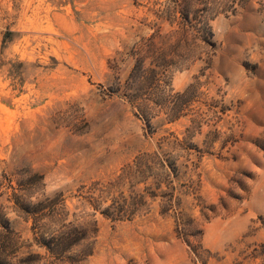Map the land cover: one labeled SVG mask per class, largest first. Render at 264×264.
I'll list each match as a JSON object with an SVG mask.
<instances>
[{
  "label": "rangeland",
  "instance_id": "374dc122",
  "mask_svg": "<svg viewBox=\"0 0 264 264\" xmlns=\"http://www.w3.org/2000/svg\"><path fill=\"white\" fill-rule=\"evenodd\" d=\"M67 223L86 237L36 243ZM2 250L264 264V0H0Z\"/></svg>",
  "mask_w": 264,
  "mask_h": 264
},
{
  "label": "trees",
  "instance_id": "16d2710c",
  "mask_svg": "<svg viewBox=\"0 0 264 264\" xmlns=\"http://www.w3.org/2000/svg\"><path fill=\"white\" fill-rule=\"evenodd\" d=\"M203 24V23H202ZM198 32L201 29H205L207 36L211 35V32L208 28H203V25L196 28ZM200 35H203L200 32ZM199 36V35H198ZM202 40L207 42L205 36H199ZM47 197L41 198L32 204L33 208L31 212H37L46 205ZM101 213L110 218L116 219H125L131 216L130 205L122 200L120 205L114 206L112 203L105 207ZM128 213V214H127ZM130 213V214H129ZM128 215V216H127ZM86 229L79 226V228L72 226L71 224H61L54 233H48L46 235L40 234L38 238H35L36 243L42 246L47 253L55 256L57 253H61L65 250H68L72 245L76 243L77 240L84 239L86 237ZM89 252H86V254ZM29 256V255H28ZM7 254L2 250L1 252V262L7 261Z\"/></svg>",
  "mask_w": 264,
  "mask_h": 264
}]
</instances>
